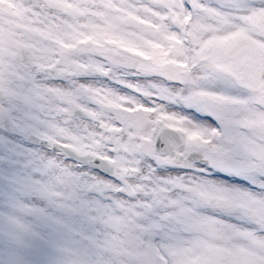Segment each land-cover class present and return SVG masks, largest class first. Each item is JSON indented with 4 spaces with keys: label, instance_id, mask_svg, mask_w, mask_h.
I'll list each match as a JSON object with an SVG mask.
<instances>
[{
    "label": "snow or ice",
    "instance_id": "obj_1",
    "mask_svg": "<svg viewBox=\"0 0 264 264\" xmlns=\"http://www.w3.org/2000/svg\"><path fill=\"white\" fill-rule=\"evenodd\" d=\"M0 264H264V0H0Z\"/></svg>",
    "mask_w": 264,
    "mask_h": 264
}]
</instances>
